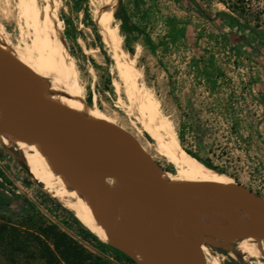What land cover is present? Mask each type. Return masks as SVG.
Here are the masks:
<instances>
[{"label": "rangeland", "instance_id": "obj_1", "mask_svg": "<svg viewBox=\"0 0 264 264\" xmlns=\"http://www.w3.org/2000/svg\"><path fill=\"white\" fill-rule=\"evenodd\" d=\"M4 1H9L8 7ZM15 1L0 0V23L13 44L18 42L12 21ZM58 1V16L91 115L121 129L148 159L173 173L154 155L151 138L126 109L123 91L113 87L121 83L94 20L103 0ZM221 1L117 0L112 24L122 50L135 60L139 82L159 102L178 138L181 125H186L180 142L185 151L225 168L245 190L264 198V0H223L230 6ZM234 4L250 9L241 13L231 8ZM2 11L8 12L7 18ZM18 153L8 154L0 142V218L16 223L32 206L90 252L112 264H132L99 247L74 214L31 178L17 161ZM200 239L213 254L223 256L224 264H257L237 254L231 242L221 247L210 238Z\"/></svg>", "mask_w": 264, "mask_h": 264}, {"label": "bare ground", "instance_id": "obj_2", "mask_svg": "<svg viewBox=\"0 0 264 264\" xmlns=\"http://www.w3.org/2000/svg\"><path fill=\"white\" fill-rule=\"evenodd\" d=\"M8 2L4 1V4L7 5ZM103 3L104 7L96 13L94 20L103 44L112 53L114 70L121 83L116 82L113 87L116 91H123L127 101L126 109L137 117L142 130L151 138L154 155L170 166L173 173H168L160 165L158 167L181 186L190 187L206 183L219 189L238 192L237 197L245 203H257L255 199L244 196L247 190L231 176L204 166L185 151L172 124L160 110L159 102L143 82H139L141 73L135 65V60L120 46L118 29L112 24V13L117 0H103ZM58 7V0H16L12 7V21L18 33V42L12 43L10 34L0 23V54L14 58L30 68L40 79L51 100L106 126L94 119L90 113L84 86L58 16ZM2 14L3 18H7L8 12L2 11ZM11 119H24L27 124H34L30 110L0 107V121L8 123ZM101 138L111 145H119L111 130L103 131ZM0 142L10 155H14V150L19 151L17 161L22 162L31 178L53 194L54 199L70 210L93 235L110 245L114 243L110 239L112 236L121 237L115 242L117 247L131 255L138 263L145 264L127 237L130 233L132 209L121 180L97 181L85 176L66 166L59 156L39 144L2 129ZM149 161L155 163L150 159ZM104 192L114 199L113 205ZM186 202L195 209L193 220L201 236L210 238L224 247L231 242L234 244L232 249L237 254L243 255V258L255 259L257 264H264V232L251 212L224 208L206 189L197 191L195 195L187 198ZM261 220L264 222V215ZM178 225L181 244L187 250L193 251L182 216ZM150 232V226H147L144 235L149 237ZM200 250L206 264H224L223 256L213 254L206 244L202 243ZM229 256L236 259L234 254Z\"/></svg>", "mask_w": 264, "mask_h": 264}, {"label": "water", "instance_id": "obj_3", "mask_svg": "<svg viewBox=\"0 0 264 264\" xmlns=\"http://www.w3.org/2000/svg\"><path fill=\"white\" fill-rule=\"evenodd\" d=\"M0 107L28 109L34 117L33 126L24 119H11L8 123L0 121V129L39 144L59 156L66 166L85 176L97 181H122L132 209L127 237L145 264H206L200 250L201 232L193 220L195 209L186 202L202 189L208 190L224 208L251 212L264 232L261 220L264 198L246 189L244 196L257 202L249 204L237 197L238 192L210 184L181 186L131 144L121 129L100 125L74 109L57 104L47 96L40 79L30 68L2 54ZM107 130L113 131L119 141L118 146L101 138V133ZM104 193L113 205L114 199ZM180 216L185 221L193 251L187 250L180 242ZM147 226L151 229L149 237L144 235ZM120 238L112 236L110 239L114 243L111 246L133 258L117 247L115 242Z\"/></svg>", "mask_w": 264, "mask_h": 264}, {"label": "trees", "instance_id": "obj_4", "mask_svg": "<svg viewBox=\"0 0 264 264\" xmlns=\"http://www.w3.org/2000/svg\"><path fill=\"white\" fill-rule=\"evenodd\" d=\"M193 2L195 3V1ZM221 2L230 6L223 0ZM195 6L197 12L205 17L199 6ZM231 8L237 9L241 13L250 9V7L236 6L235 4ZM185 126L181 125L180 127L179 140L181 143H183ZM231 130H235L234 125ZM186 152L197 158L204 166L228 174L225 168L213 166L210 160H202L197 155H192L187 150ZM0 177H4L1 170ZM231 177L238 183L237 178ZM30 207L31 211L16 223L0 218V264H112L104 257L85 249L78 241L63 232L57 224L43 217L32 206ZM91 236L99 247L109 249L114 256L132 264H138L130 256L108 248L104 243L98 241L96 236Z\"/></svg>", "mask_w": 264, "mask_h": 264}]
</instances>
